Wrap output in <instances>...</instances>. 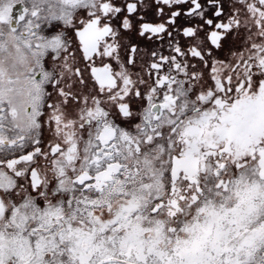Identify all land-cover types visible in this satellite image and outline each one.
<instances>
[{
    "label": "snow or ice",
    "instance_id": "6c2138e0",
    "mask_svg": "<svg viewBox=\"0 0 264 264\" xmlns=\"http://www.w3.org/2000/svg\"><path fill=\"white\" fill-rule=\"evenodd\" d=\"M0 264H264V0H0Z\"/></svg>",
    "mask_w": 264,
    "mask_h": 264
}]
</instances>
